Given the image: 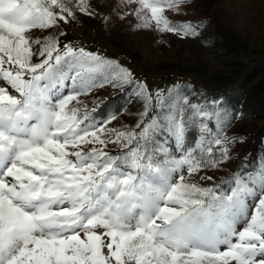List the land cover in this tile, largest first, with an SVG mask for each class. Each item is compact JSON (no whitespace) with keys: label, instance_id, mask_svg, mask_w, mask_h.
<instances>
[{"label":"snow or ice","instance_id":"obj_1","mask_svg":"<svg viewBox=\"0 0 264 264\" xmlns=\"http://www.w3.org/2000/svg\"><path fill=\"white\" fill-rule=\"evenodd\" d=\"M127 2L137 28L198 35V24L165 15L186 0ZM77 12L96 15L90 0H0V264H264V164L234 173L225 192L191 179L211 181L202 173L243 142L206 123L221 101L206 108L137 83L144 111L120 132L105 127L115 114L96 122L69 107L105 83L133 82L114 62L61 46L64 31L31 35ZM191 128L201 135L189 141Z\"/></svg>","mask_w":264,"mask_h":264},{"label":"rangeland","instance_id":"obj_2","mask_svg":"<svg viewBox=\"0 0 264 264\" xmlns=\"http://www.w3.org/2000/svg\"><path fill=\"white\" fill-rule=\"evenodd\" d=\"M199 3V0H192ZM210 15L218 17L229 30L231 41L217 42L215 32L200 31L196 36H181L166 33L172 47L168 52H158L153 44L158 39V31L137 28L138 20L131 13L137 5L127 0H90L96 15L92 18L77 12L75 21L55 29L33 30V38L67 34L60 37L61 46L70 43L74 48H84L107 61H112L132 73L127 110L116 116L107 129L114 132L131 131L140 119L137 111L142 102L134 94L136 84L143 83L153 92L165 96L172 88L186 83L201 90L216 93L224 87L242 84V95L238 101L236 115L223 127L228 137L240 138L242 131L264 125V0H206ZM171 10L165 12L172 16ZM211 40H208L209 38ZM34 47H38L35 46ZM176 50L179 57H176ZM34 62H38L34 58ZM108 75V73H104ZM11 91V90H10ZM65 93L69 89H63ZM241 91V90H240ZM110 89L95 87L88 95L79 97L85 104L77 106L81 113L85 106L92 107V100L102 102ZM107 119V118H106ZM230 125V126H229ZM108 151L120 153L118 145L109 144ZM232 167L225 170L206 171L211 181L191 178L205 187L219 186L220 192L228 190L226 184L219 183ZM230 178L226 181L228 182ZM243 225H238V230ZM103 231V230H100ZM106 254V250H105Z\"/></svg>","mask_w":264,"mask_h":264},{"label":"trees","instance_id":"obj_3","mask_svg":"<svg viewBox=\"0 0 264 264\" xmlns=\"http://www.w3.org/2000/svg\"><path fill=\"white\" fill-rule=\"evenodd\" d=\"M207 5L208 3L206 0H199V3L194 4L192 0H186V3L180 6L179 14L171 11L173 14L168 18L177 23L190 21L193 24H198V34L203 30L214 31L217 42L226 44L227 40L231 41V38L229 37L230 32L218 17L209 14ZM208 40L211 39L209 38ZM153 44L156 46L158 52H168L169 48L172 47L165 32H159L158 39L154 41ZM173 51L176 52L175 49H173ZM176 57H179L178 54ZM104 86L106 89H110L106 98L100 103H97L96 100H92L93 106L89 108L86 106V109L84 110L87 111L89 117L96 122L105 120L111 114H115V116L122 114L127 110V103L129 102V98H131L129 94L131 88L130 85H126L122 88H113L112 83H105ZM241 87H243L242 84L233 87H224L216 93H213L210 90H201L196 85H188L184 83L178 88L175 87L170 89L164 97L168 96L171 91H174L175 93H179L180 96H186L191 103L200 104L206 108H211V105L208 103L210 101H221L222 107L219 109V120L214 118L211 122H206L209 123V128L211 129L212 134L215 135L217 131L225 126V123L229 119L235 117L236 110L239 107L238 101L241 99L242 90H244L241 89ZM79 100L81 102L80 104H85L84 101L81 99ZM74 104H76L75 101ZM93 109H95V112L92 111ZM84 111H82V113ZM143 111L144 106L142 105L141 109L137 111L139 116ZM158 114L159 110L151 113V115ZM199 135H201V133H199L196 128H191L189 141L194 140ZM159 136L165 144H172L170 136L164 133H159ZM240 138L243 140L242 143L237 142L230 146L231 159L223 163L218 169L209 170H225L228 167H232L230 172L223 176L222 180H219V183H221V185L226 184L228 189L232 186L231 178L234 173H239L241 175L251 174L264 164V125L255 129L249 128L242 131ZM228 178L230 179L227 182L226 180ZM218 190H220V188Z\"/></svg>","mask_w":264,"mask_h":264}]
</instances>
